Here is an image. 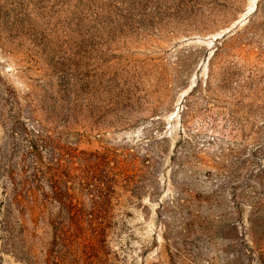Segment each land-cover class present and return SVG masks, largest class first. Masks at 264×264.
<instances>
[{
  "label": "rangeland",
  "instance_id": "obj_1",
  "mask_svg": "<svg viewBox=\"0 0 264 264\" xmlns=\"http://www.w3.org/2000/svg\"><path fill=\"white\" fill-rule=\"evenodd\" d=\"M47 145L108 214L9 204ZM0 264H264V0H0Z\"/></svg>",
  "mask_w": 264,
  "mask_h": 264
},
{
  "label": "trees",
  "instance_id": "obj_2",
  "mask_svg": "<svg viewBox=\"0 0 264 264\" xmlns=\"http://www.w3.org/2000/svg\"><path fill=\"white\" fill-rule=\"evenodd\" d=\"M47 147L50 150L47 164L43 162L41 150L37 146L32 147L35 162L31 167V177L35 186L30 188L31 184L24 180L21 186L13 188L9 204L24 210L36 208L39 203L34 200L29 203V199L34 198L35 189H38L42 180H45L51 189V196L46 194V198H51L59 203L67 214H108L110 188L106 175L108 165L106 157L83 158L72 152H58L60 149L54 145H47ZM115 163L113 169H119V161L115 160ZM26 167L25 165L22 170L23 174L26 173ZM76 184L77 188H75ZM86 201L90 205L89 210L86 209ZM94 235V238L99 242L100 238L104 237L102 233ZM90 243L88 242V244ZM91 248L93 249V247ZM72 262H76V260Z\"/></svg>",
  "mask_w": 264,
  "mask_h": 264
}]
</instances>
